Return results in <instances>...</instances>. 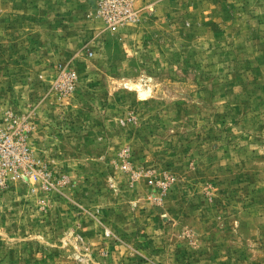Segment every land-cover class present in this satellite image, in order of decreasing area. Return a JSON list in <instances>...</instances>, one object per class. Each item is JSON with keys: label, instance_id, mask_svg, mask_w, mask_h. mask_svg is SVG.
<instances>
[{"label": "rangeland", "instance_id": "obj_1", "mask_svg": "<svg viewBox=\"0 0 264 264\" xmlns=\"http://www.w3.org/2000/svg\"><path fill=\"white\" fill-rule=\"evenodd\" d=\"M0 264H264V0H0Z\"/></svg>", "mask_w": 264, "mask_h": 264}, {"label": "bare ground", "instance_id": "obj_2", "mask_svg": "<svg viewBox=\"0 0 264 264\" xmlns=\"http://www.w3.org/2000/svg\"><path fill=\"white\" fill-rule=\"evenodd\" d=\"M147 95V93H145V92H141V96L142 97H145Z\"/></svg>", "mask_w": 264, "mask_h": 264}]
</instances>
